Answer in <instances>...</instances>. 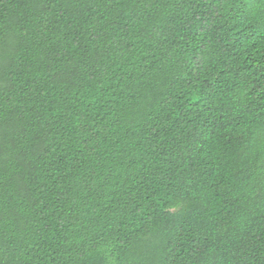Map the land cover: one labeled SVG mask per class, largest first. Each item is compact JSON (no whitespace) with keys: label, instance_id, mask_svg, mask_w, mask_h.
I'll return each instance as SVG.
<instances>
[{"label":"trees","instance_id":"trees-1","mask_svg":"<svg viewBox=\"0 0 264 264\" xmlns=\"http://www.w3.org/2000/svg\"><path fill=\"white\" fill-rule=\"evenodd\" d=\"M0 264H264V0H0Z\"/></svg>","mask_w":264,"mask_h":264}]
</instances>
